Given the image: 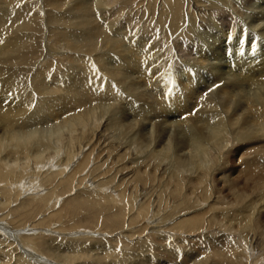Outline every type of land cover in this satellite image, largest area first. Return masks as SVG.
Instances as JSON below:
<instances>
[{"label": "bare ground", "instance_id": "bare-ground-1", "mask_svg": "<svg viewBox=\"0 0 264 264\" xmlns=\"http://www.w3.org/2000/svg\"><path fill=\"white\" fill-rule=\"evenodd\" d=\"M25 1L0 0V66H17L25 61L22 51L28 47L26 32L36 18L35 8L31 3L24 4ZM228 1L193 0V4L189 1L185 12L182 0H162V9L156 21L151 24L144 20L136 35L135 31L131 33L128 30L131 23L129 18L124 21L125 25L116 27L122 12L117 8L121 7V0H91V5H88L89 0H45L44 6L52 15L47 19L52 24L49 37H56L57 44L54 46L52 43L54 47L49 52L54 56L60 52L66 53L63 59L55 58V66L66 67L64 72H59L55 67L57 72L51 74L52 78H48L49 74L44 70L38 71L28 80L30 92L26 91L23 79H17L14 73L6 75L4 68L0 69V184L17 180L31 163L41 164V160L51 158L40 151L48 148L49 143L34 147L33 141L34 150L31 145V141L36 138L35 133H38V137L42 130H38L39 127L32 130L35 125L31 124L44 123L48 124L49 129L44 132L51 133L57 143L51 156H57L65 149L58 148L60 142H67V147H70L62 159L66 160L63 168L67 162L74 160L75 153L81 152L86 146L81 141L86 134L93 137L96 133L97 141L107 142L108 146L109 138H104L106 134L103 132H114L113 146L110 145L109 149L106 147L107 150L103 146L97 152L96 145H90V149H86L87 154L75 165L76 169L90 156L100 161L102 154L106 155L103 150H109V154L115 150L118 154L114 160L132 157L130 160L138 176L149 164L143 162L145 152H149V158L153 156L152 160H159L156 163L158 166L151 165L153 168H160L166 162L168 166L162 165V170L171 176L177 171L193 175L214 159L219 160L226 150V159L223 156L222 160H228V154L232 155L235 150L234 160L237 157L240 163L250 160L242 163V171H249L246 180L250 183L240 192V183L233 178L229 180L226 190L236 193L239 199L249 192L252 195L258 193L264 187V179L259 178V181L255 178L257 172L264 173V165L261 167L257 161L260 157L264 159L263 1V6L253 3L247 8V16L234 25V33L222 31L223 28L219 27L213 32L209 29V33L195 31V28H205L206 16L210 15L204 11L218 8L217 4L226 5ZM152 2L154 4L156 1ZM194 13H197L196 18L201 24H196ZM182 17L187 20V37L193 36L190 47H195L196 57L190 62H178V68L174 69L171 67L173 64L168 56L170 47L168 50L167 44L177 32L179 36L184 34V31L179 33L184 23ZM235 32L237 36L232 37ZM246 33L249 38L244 47H237L239 39ZM242 51L246 53L242 54ZM218 59L226 60L227 71L221 69ZM215 85L216 90L211 91ZM99 129L102 131L100 134ZM76 130L80 134L78 131L76 134ZM39 146L46 147L39 149ZM4 149L8 150L5 156L2 155ZM83 150L86 152L85 148ZM247 150H251L254 156L243 160L245 153H250ZM105 157L109 159L111 156ZM102 162L106 164V161ZM127 169L129 166L124 165L116 173ZM63 170H59L58 175ZM105 172L99 173L98 177L105 176ZM110 182H104L103 186L110 185ZM98 192L89 195L85 204L103 207L105 203L122 215L124 207L119 206L122 202L115 196ZM2 193L3 188H0ZM6 203L7 199L0 201V207ZM144 207V204L140 205L137 214L140 215ZM21 239L23 247H27L25 243L32 244L33 241L27 236ZM204 247L200 250L208 252L207 246ZM163 251L171 255L174 253L169 249ZM172 257L177 258L176 253ZM224 257L228 259L227 255ZM74 259V256H65L62 260L71 264ZM202 259L199 257L194 264H204L205 260ZM227 261L218 262L226 264Z\"/></svg>", "mask_w": 264, "mask_h": 264}, {"label": "rangeland", "instance_id": "rangeland-1", "mask_svg": "<svg viewBox=\"0 0 264 264\" xmlns=\"http://www.w3.org/2000/svg\"><path fill=\"white\" fill-rule=\"evenodd\" d=\"M37 1L27 0L24 3L26 5L31 3L36 15L38 14L34 16L35 21L26 32L28 47L22 51L24 52L22 55V59L25 58L24 63L17 64V66L14 64L7 67L0 66V69L4 68L6 72L4 74L14 73L17 79H23L27 92L31 91L28 82L38 71L44 70L49 74L48 78H52L51 74L57 72L55 67L59 69V72H64L66 67L55 66V58L63 59L66 53L60 52L62 54L58 53L54 56L49 52L51 47L57 45L56 37H49L52 24L47 19L51 12H47L44 6L45 0H39V3ZM149 1L151 0H121V7L117 8H120L122 12L116 21V27L121 24L125 25L124 21L129 18L131 23L128 30L130 29L131 33L135 31L137 35L144 20L151 24L155 22L162 9V0H152L157 2L154 4ZM189 1L193 4V0ZM189 1L182 0V6H184L182 9L185 12ZM202 1L208 2L209 0ZM262 1L264 5V0H229L226 5L217 4L218 8L204 11L205 14L210 15L206 16L205 28H195L197 29L195 31L209 33V29L213 32L219 27L223 28L222 31H233L234 33L236 29L234 25L244 20L247 16V8L253 3L262 5ZM89 4H92L91 0ZM196 15L197 13L193 15L196 24H201ZM96 20L99 21L98 18ZM183 21L179 33L184 31V34L179 36L177 32L167 44V49L169 50L170 47L172 51H168V56L172 60L171 67L174 69L178 68V62L180 64V62L192 61L191 59L196 57L195 47H190L193 36L187 37L188 34L185 32L186 17ZM211 22L213 25H210ZM126 27L128 25L125 29ZM233 36H237L236 32ZM247 37L249 38L247 33L242 38L239 37L237 47L243 48ZM242 52V54L246 53ZM218 60L221 69L227 71L226 60ZM216 86L211 88V91L216 90ZM128 112L126 115L129 116ZM188 117L191 118V116ZM31 125H35L32 130H37V127H39L38 130L42 129L39 132L40 136L38 135L40 138L37 137L38 133H35L36 138L31 141V145L33 141L34 147L49 143L48 148L39 146V149L44 148L45 150H40L42 154L47 157L50 155L51 158L41 160V164L31 163L27 167L24 165L27 168L26 172L20 173L17 180L14 179L8 184H0V188H3L0 201L7 199L5 206L0 207V264H69L62 260L65 256H74L75 259L71 264H194L199 257L203 258L202 261L205 260L204 264H219V260L224 263L230 258L231 260L226 264H264V187L258 193L252 195L249 192L244 198L240 196V199L236 193L226 190L229 180L233 178L240 183L238 184L240 192L248 187L250 181H247L246 177L249 171H242V166H244L242 163L250 161L244 160L246 157L247 159L253 158L251 150H247L250 153L246 152V156L243 155L244 161L241 163L237 160L238 157L234 160L235 150L232 155L228 154V160H222L228 151L224 150L219 160L214 159L193 175L177 171L174 176H171L162 170V165L168 166L166 162L161 164L160 168H153L151 165L158 163L159 160L153 159V161V156L149 158V152H145L146 158L143 162L149 164L147 168L141 170L138 176L135 173V165L130 160L132 157L114 160L118 154L115 150L110 154L109 150H103L106 155L102 154L100 161L90 156L89 160H85L86 162L76 169L75 165L87 154L86 149L89 150L90 145L91 147L96 145L97 152L103 146L106 150L110 145L113 146L115 141L112 136L115 133L103 132L106 134L104 138H109L107 139L108 146H106L107 142L104 144V141L99 139L97 141L96 133L94 138L86 134L81 140L83 145H86L84 147L86 152L84 148L81 152L77 151L74 160L67 162L63 168L66 160L62 159L65 151L70 148L67 147V142H60L58 148L65 149L57 156L56 154L51 156L57 143L51 133L44 132L49 130L48 124ZM77 131L79 133V130H76V134H78ZM101 132L99 129V134ZM45 138L47 141L50 139V142H47ZM8 150L4 149L2 155L5 156ZM105 156L111 157L108 159ZM102 161H106V164L103 165ZM257 161L261 167L264 165L263 157ZM124 165H128L129 169L116 173V170ZM99 166L102 168L100 169ZM59 170H63L61 175H58ZM102 172L106 173L105 176L98 177L99 173L103 174ZM240 173L244 174L240 175ZM263 175L262 171L257 172L256 180L264 179ZM126 178L129 180H125ZM108 180H111L110 185L103 186V183ZM241 184L242 186H239ZM164 186H168V189ZM95 192L115 196L120 203L122 202L119 206L124 207L122 215L120 212L117 214L118 212L111 210L105 203L103 207L85 204V199ZM142 204L145 207L139 215L137 211ZM243 205L247 207H242ZM195 221L197 223H194ZM26 236L33 241L32 244L25 243L27 247H23L21 238L24 239ZM161 238L165 241L163 242ZM204 246H207L208 252L200 250L202 247L205 249ZM168 249L176 253L177 258L172 257L174 253L171 255L163 251ZM224 255H227L228 259ZM20 257L23 259L21 260ZM170 258H174V261Z\"/></svg>", "mask_w": 264, "mask_h": 264}]
</instances>
